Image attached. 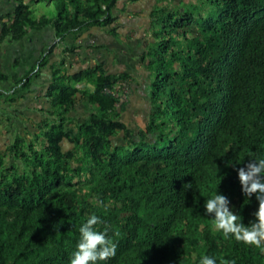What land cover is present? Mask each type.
Masks as SVG:
<instances>
[{
	"label": "trees",
	"instance_id": "obj_1",
	"mask_svg": "<svg viewBox=\"0 0 264 264\" xmlns=\"http://www.w3.org/2000/svg\"><path fill=\"white\" fill-rule=\"evenodd\" d=\"M6 1L0 45L96 29L136 53L140 70L53 68L45 114L59 126L16 133L0 150V264H69L93 214L117 244L104 264H199L204 254L264 264V252L217 233L203 207L217 190L245 224L257 208L237 170L264 157V0H152L144 15L130 9L144 0ZM121 81L131 82L125 103L107 92ZM135 90L145 128L123 118Z\"/></svg>",
	"mask_w": 264,
	"mask_h": 264
},
{
	"label": "crops",
	"instance_id": "obj_2",
	"mask_svg": "<svg viewBox=\"0 0 264 264\" xmlns=\"http://www.w3.org/2000/svg\"><path fill=\"white\" fill-rule=\"evenodd\" d=\"M141 4V3H140ZM140 4L134 5L131 10L133 11H140V9H135ZM11 5L10 3H7L6 0H0V12L2 11V14H6L8 11V6ZM146 11L143 12V15ZM120 24L121 28H127V26H122V24H127L126 20L127 17L125 15H120ZM129 28V27H128ZM8 45H14L15 49H22L26 50L30 47H34V52L31 53V67L30 72L23 71V77L26 76V74L31 73L30 77L35 78L36 84L33 85L31 89H27L28 85L26 87L17 85L15 90H12L13 83L11 82L10 85H6L4 89L0 90V130L5 129L6 131H10L12 134H16L17 132H12V119L14 117L19 116H30L32 111L34 112H43L49 111V101L46 98V91L49 87L51 80H52V73L53 68L56 67L57 69L61 65L63 61H65V66L68 69V72L74 73L80 69H85L89 66H95L96 64H100L104 66V70L106 72H118V73H133L137 74L140 70V67L138 66L136 59L134 58L135 55H132L129 53V50L123 49V46H119L116 41L111 39L106 33L102 34L100 31L94 29L88 33H85L83 36H81L78 39H75L74 37H70L67 40V44L70 45H77L78 51L77 55L74 57H69L64 54V50L66 49V43H61L58 40H54V36L51 33L48 32H41L39 34L32 35L31 38L25 39L22 42L19 43H9ZM4 44L2 43L0 45V74L4 76H8L11 81L12 79L18 78L21 79V77H18L15 73L8 74V61H11L10 59H6L8 56L9 49H2V46ZM6 48V47H5ZM114 49L115 51H113ZM44 54L45 63L41 64L40 69H35L33 72V68L36 65V62L41 57V55ZM76 57L77 63L76 64H70V61L74 60ZM3 60L6 61V63H3ZM13 66L17 67L20 64V60L18 58H13L11 61ZM5 65V66H4ZM37 68V67H36ZM35 72H38L34 75ZM27 84V83H26ZM29 84V83H28ZM133 95L132 103L125 114H123V118L126 120V118H133L139 119L140 115H142L143 106L147 100H144L143 96L140 94V96L137 95L136 90ZM15 96V94L18 95L17 100L11 102L14 103V105L18 106V110H16L13 113H6L5 108L6 106H9V103H4L3 96ZM11 101V100H10ZM16 109V108H15ZM82 110V109H81ZM10 111V109L8 110ZM17 113V114H16ZM30 115H29V114ZM28 114V115H27ZM7 115H9L7 117ZM33 116V115H31ZM35 119V118H34ZM36 118L35 120H37ZM31 124V123H30ZM32 126V124L30 125Z\"/></svg>",
	"mask_w": 264,
	"mask_h": 264
},
{
	"label": "clouds",
	"instance_id": "obj_3",
	"mask_svg": "<svg viewBox=\"0 0 264 264\" xmlns=\"http://www.w3.org/2000/svg\"><path fill=\"white\" fill-rule=\"evenodd\" d=\"M237 176L245 197L254 196L258 202L252 213L253 219L248 224L243 223V218L232 210L228 197L217 190L204 200V214L211 218L212 227L224 238L264 252V157L250 156L246 166L237 170ZM103 223L100 216L93 214L80 225L79 239L69 264H104L116 255L117 244L108 229L97 227ZM199 264H217V258L204 254L199 258ZM221 264L234 262L222 259Z\"/></svg>",
	"mask_w": 264,
	"mask_h": 264
},
{
	"label": "rangeland",
	"instance_id": "obj_4",
	"mask_svg": "<svg viewBox=\"0 0 264 264\" xmlns=\"http://www.w3.org/2000/svg\"><path fill=\"white\" fill-rule=\"evenodd\" d=\"M125 1L127 2L129 0H125ZM161 1L162 0H153L154 3L155 2L156 3H159ZM143 2H144V4L138 3V4H140L139 6H142V7H137L135 9H137V10L140 9V11H146L145 8H146L147 3H151L152 0H144ZM133 6L134 5H131L130 9ZM3 44H4L2 46V49L3 50L4 49H7V48L9 49L8 56L6 57V59H10L12 61L13 58H18L20 60V64H19L18 68L16 66L14 67L12 65L13 63L11 61H8V67H9L8 68V74L15 73L18 77H21L22 78L23 71L30 72V67H31V57L30 56H31V53L34 52V49L35 48L34 47L33 48L30 47L29 49L22 50V49H15V46L14 45H12V46L11 45H8L7 42H4ZM3 63L5 64L6 61L3 60ZM76 63H77L76 57L74 58L73 61L72 60L70 61V64H76ZM37 73L38 72H35L34 75L37 74ZM37 75H39V74H37ZM7 78H8V81L7 82H1L0 81V90L6 88L5 87L6 85H10L11 86V82L12 81H11V79L8 76H7ZM34 84H36L35 78L29 76V84L27 86L28 87L27 89H31ZM3 97H4L3 98L4 103H6V104L9 103L10 104L9 106H6L4 112H6V113L7 112L8 113H10V112L13 113L16 110H18V106L17 105L15 106L14 103H12V105H11V101H10L12 99H16L15 101H18L17 100V98H18V95L17 94H15V96H13L11 94V96L9 95L7 97L6 96H3ZM146 107H147L146 108V113H145V111L142 112V113H144V117L146 116V114L149 115V113H150V111L148 109L149 107L148 106H146ZM9 109H10V111H8ZM43 112L44 113L32 111L30 113L33 116H31L28 113L30 116H27V117H25V116H19V115H17V117H14L13 119L11 117H9V119H11V122H13V124H12L13 126L11 128V129H13L12 132L14 131V132H17V133H22V132L26 133L29 130H30V132L33 131V130H36L37 131V125H40L43 128V130L41 132L42 133H46L47 132V129H46L47 127L48 128H52L54 126H59V120H58L57 117L51 118L49 120L48 117H47V114H45L46 111L43 110ZM8 116L9 115H7V117ZM34 118L35 119L36 118L41 119L39 121H43V124L42 123H37V121H35ZM0 120H2V119H0ZM126 120H127V118H126ZM25 121L28 122V124ZM29 122L32 123V125H33L34 128L32 126H30ZM128 122L134 128H137V127L145 128V125L146 124H147V126L149 125L148 118L146 117V119L144 121L143 116L142 117H139V119H136L135 117H133V118L130 117V118H128ZM0 125H2V124H0ZM10 132H11V130L10 131H8V130L6 131L4 128L0 130V150L1 151H3L4 148H5V146L7 144L11 143V141H13L14 138H15V134H12ZM137 144H138V147H140V145H142L140 143V141H138Z\"/></svg>",
	"mask_w": 264,
	"mask_h": 264
},
{
	"label": "built area",
	"instance_id": "obj_5",
	"mask_svg": "<svg viewBox=\"0 0 264 264\" xmlns=\"http://www.w3.org/2000/svg\"><path fill=\"white\" fill-rule=\"evenodd\" d=\"M0 35H1V26H0ZM114 98L120 100V102L125 103L128 100V97L131 93V82L130 81H121L119 82L113 90H107ZM118 105V104H117Z\"/></svg>",
	"mask_w": 264,
	"mask_h": 264
}]
</instances>
